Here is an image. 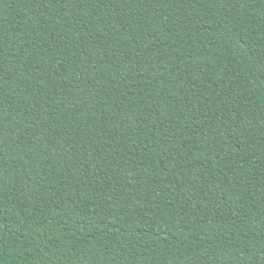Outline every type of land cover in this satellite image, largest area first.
Segmentation results:
<instances>
[{
	"label": "trees",
	"instance_id": "obj_1",
	"mask_svg": "<svg viewBox=\"0 0 264 264\" xmlns=\"http://www.w3.org/2000/svg\"><path fill=\"white\" fill-rule=\"evenodd\" d=\"M0 264H264V0H0Z\"/></svg>",
	"mask_w": 264,
	"mask_h": 264
}]
</instances>
